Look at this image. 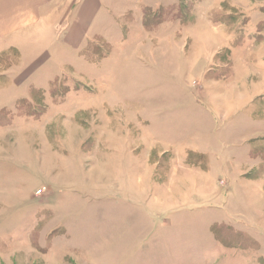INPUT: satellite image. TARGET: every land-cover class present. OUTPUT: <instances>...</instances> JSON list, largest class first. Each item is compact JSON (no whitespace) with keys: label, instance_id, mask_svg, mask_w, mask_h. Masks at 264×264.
Wrapping results in <instances>:
<instances>
[{"label":"rangeland","instance_id":"rangeland-1","mask_svg":"<svg viewBox=\"0 0 264 264\" xmlns=\"http://www.w3.org/2000/svg\"><path fill=\"white\" fill-rule=\"evenodd\" d=\"M165 1L80 53L0 36V264H264V0ZM204 100L245 135L205 139Z\"/></svg>","mask_w":264,"mask_h":264},{"label":"crops","instance_id":"crops-1","mask_svg":"<svg viewBox=\"0 0 264 264\" xmlns=\"http://www.w3.org/2000/svg\"><path fill=\"white\" fill-rule=\"evenodd\" d=\"M118 2L119 0H0V36L9 37L11 40H14L16 44L11 48L15 47L14 49L17 50H19V47L21 48L24 46V42L25 44L27 43V46L33 44L34 46H36L37 42L40 39L51 38L50 40H52L53 44L56 45L55 42L61 40V44L65 49L70 51L73 50L72 52L75 53H80L79 50L81 47H83L86 38L88 39L89 37H93L96 34H99L100 36V34L102 33L101 30L108 25H112L113 23L114 27L116 26L117 28H119L122 37H125V33L127 30L126 25L130 21H133V19L131 20L129 18L130 16H136L135 20L140 22L142 20V14L144 15L145 10H157L161 6L157 9L156 7L161 2L166 1L135 0V3L133 5L123 8L119 5ZM114 17H118V20L115 21ZM143 17L145 18V15ZM174 19L175 18L172 17V20L170 22L176 24L177 22H175ZM115 29L112 32L116 31ZM43 48L45 47H41V51L43 50ZM20 51L22 50L20 49ZM22 52L24 53L25 51L23 50ZM26 52L24 53V58L27 59L25 61V69L30 68L31 65L36 62L35 59L38 58L36 57L31 59V54L29 52H27L28 54H26ZM41 55V61L39 62V64L37 63L38 66L34 68L36 72L38 71L40 63L46 62L50 58V52L46 51L41 53ZM33 77L34 75H31L29 79L31 80ZM216 80L212 82H220L221 84L224 83L225 86L229 88L234 87L232 84L233 81L226 83V81L218 79ZM15 85L17 86L18 83L14 81V86ZM250 98V96L248 98V96H244V94L241 96H236V100L240 102L244 101L243 103L249 101ZM253 99L254 98H252V100ZM204 101L205 139L207 138L208 133H210V131L213 132L212 130L214 129L222 130L224 128L225 132L230 133L231 136H233V138L235 139V134L237 132H234L238 128L241 132V136L245 135L244 129L248 130V126L250 128V118L247 115L245 116V114H234L235 116L231 117L228 116V114H221L215 110V107H212L213 105L210 101ZM249 112L250 111L248 109V113ZM239 116L241 117V120L237 118ZM236 121H238L239 123L236 124ZM258 125L262 126L260 124ZM252 134L254 137H256V140L259 139L264 142V132H262L261 134L260 131H257L253 132ZM247 144L248 147L243 153L247 158V162L245 163L241 162V154L239 153L242 146V138L240 141L237 140V142H234L228 146H222V148H224L225 150L228 148V150L232 152V157L230 153L228 155V161L229 159H233L235 167L249 166L247 170H250L254 167H257L258 162L256 158L250 156L249 150L251 152L252 149L249 145L250 143L247 142ZM207 150L209 151V153L207 152ZM205 158L208 161V164L205 165V167L207 166V171H205V180L209 181L210 178L217 177L218 174H215V168L216 166H218V162L223 159V156L219 151L214 150L211 145H208L206 149L205 144ZM258 161L264 163V160L262 159H259ZM224 172L226 173L225 170ZM238 172H240V174L238 175L239 177L236 176L237 179L247 178L248 175L242 173L241 170H239ZM232 173L233 175H237V173ZM228 176V178H233L232 174H229ZM221 178L227 177L222 176ZM218 182H220V180H218ZM254 195L256 196L257 192ZM227 198L225 199L227 200ZM262 201L264 202V198L262 199Z\"/></svg>","mask_w":264,"mask_h":264},{"label":"trees","instance_id":"trees-1","mask_svg":"<svg viewBox=\"0 0 264 264\" xmlns=\"http://www.w3.org/2000/svg\"><path fill=\"white\" fill-rule=\"evenodd\" d=\"M166 9H167V10H169V9H168V7H166ZM153 18H154V19H156V17H153ZM157 18H160V16H159V17H157Z\"/></svg>","mask_w":264,"mask_h":264},{"label":"built area","instance_id":"built-area-1","mask_svg":"<svg viewBox=\"0 0 264 264\" xmlns=\"http://www.w3.org/2000/svg\"><path fill=\"white\" fill-rule=\"evenodd\" d=\"M40 191V190H39Z\"/></svg>","mask_w":264,"mask_h":264}]
</instances>
